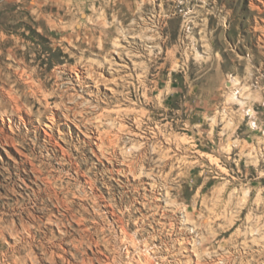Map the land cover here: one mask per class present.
Returning <instances> with one entry per match:
<instances>
[{"label":"rangeland","instance_id":"rangeland-1","mask_svg":"<svg viewBox=\"0 0 264 264\" xmlns=\"http://www.w3.org/2000/svg\"><path fill=\"white\" fill-rule=\"evenodd\" d=\"M146 260L264 264V0H0V264Z\"/></svg>","mask_w":264,"mask_h":264},{"label":"bare ground","instance_id":"bare-ground-1","mask_svg":"<svg viewBox=\"0 0 264 264\" xmlns=\"http://www.w3.org/2000/svg\"><path fill=\"white\" fill-rule=\"evenodd\" d=\"M77 77H78V79L81 78V76L79 74H77ZM250 115H253V111L250 112ZM75 124H78V123H75ZM136 124L138 126V127H136V129H138V130H142L143 129L142 121H137ZM126 130H128V129L125 126H121L120 127V132H127ZM98 132L101 133V134L98 135L97 140L98 141H101L102 142V145H100V144L98 145V148H99V152L100 153L96 154V156L99 159L104 158L105 160H107L108 163H110L114 167L115 166H126V169H114L113 171L111 170L110 173H112V174L113 173L120 174V175H123L124 177H127V178L129 177L128 178L129 180H130V176H133L135 178L137 176V173H138L140 175L139 176L140 177L139 180L140 181H143V179L145 178L144 175L146 174L145 173L146 171L144 170V172H143L142 169L140 168V166H138V164L141 163L143 161V159H145V158H147V161L148 162H151V160H152L151 154H149L148 151L146 153V151H142L141 150L143 144L140 145V146H138V147L132 148V151H121L120 154L118 153V151H112L111 153H108L107 151L104 150L105 144L109 143L110 147H112V148H117V144L113 140L112 136L109 135L108 131L101 130V128L98 127ZM45 133L47 134V132H45ZM132 133L135 136L139 135L135 131H133ZM153 133L155 135H158L155 132H153ZM143 138L145 140H149V138L146 137V136L143 137ZM145 145H146V143H145ZM156 149L157 148H155V151H156ZM136 150H139V151H136ZM108 155H110V157H108ZM120 158H122V160H120ZM147 176H150V177L151 176H154V172H153V174L152 173H147ZM137 178H138V176H137ZM90 183L91 184H94V182H90ZM144 185L145 186L146 185H150L153 189H159L161 187L162 188L164 187V185L159 181V178H156L150 184L149 183H146ZM158 200H160V199H158ZM146 264H147V260H146Z\"/></svg>","mask_w":264,"mask_h":264}]
</instances>
